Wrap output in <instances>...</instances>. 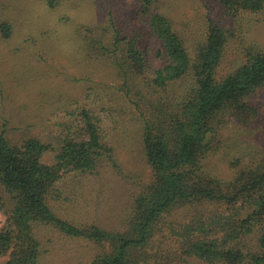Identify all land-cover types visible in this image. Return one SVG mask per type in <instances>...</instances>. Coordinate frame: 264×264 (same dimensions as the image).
<instances>
[{"label":"trees","instance_id":"obj_1","mask_svg":"<svg viewBox=\"0 0 264 264\" xmlns=\"http://www.w3.org/2000/svg\"><path fill=\"white\" fill-rule=\"evenodd\" d=\"M47 1L55 8L61 0ZM154 2L144 0V5L151 10L149 27L160 43L161 67L154 68L140 50L130 31L133 23L121 24L114 13L109 12L106 26L95 28L107 40L94 38L99 50L112 53L122 82L136 88L143 99L155 95L144 92L141 79L167 91L187 84V90L167 104L162 98L150 102L156 106L145 119L143 142L153 182L134 198L123 230L78 225L60 218L49 200L67 176L91 174L104 158L114 159L103 143L98 117L84 111L75 136L67 135L59 149L39 138L16 146L5 129L0 131V210L7 217L0 230V256H8L4 264H41L43 249L36 229L43 226L92 242L98 250L86 264H152L164 250L166 227L175 224L167 215L180 209L192 216L180 223L178 231L172 230L181 236L175 238L171 252L178 260L190 256L207 264H264V161L240 169L228 181L204 170L210 149L207 137L216 125L228 116L247 121L258 113L248 99L264 88V49L220 77L228 30L210 20L192 55L173 20L152 10ZM221 4L236 17L264 11V0ZM0 32L9 38L11 26L3 21ZM52 153L56 155L49 163L46 158Z\"/></svg>","mask_w":264,"mask_h":264},{"label":"rangeland","instance_id":"obj_2","mask_svg":"<svg viewBox=\"0 0 264 264\" xmlns=\"http://www.w3.org/2000/svg\"><path fill=\"white\" fill-rule=\"evenodd\" d=\"M151 7L173 20L192 55L210 20L228 30L220 77L235 72L251 53L264 49V11L236 17L221 0H156ZM109 12L121 24L133 23L130 31L140 50L154 68L161 67L160 43L149 27L151 10L144 0H61L55 8L47 0H0V24L5 21L11 26L9 38L0 34V131L5 129L16 146L39 138L59 149L67 135L75 136L82 113L91 111L100 120L103 143L114 159L104 158L91 174L67 176L49 204L60 218L78 225L123 230L134 198L153 182L143 142L145 119L156 106L150 102L162 98L167 104L186 91L187 84L167 91L141 79L144 92L155 95L147 99L124 84L112 53L101 50V44L99 50L94 40L96 36L97 41L107 40L95 28L108 24ZM248 102L258 112L254 118L240 121L228 116L208 135L204 170L209 175L228 181L240 169L264 161V88ZM54 155L46 161L51 163ZM191 216L188 211L183 215V209L167 215L175 224L166 227L164 250L152 264H207L190 256L180 261L171 253L175 238L181 237L172 230L178 231ZM6 218L0 210V230ZM36 230L43 249L41 264H86L98 250L92 242L67 237L53 226ZM7 259L0 256V264Z\"/></svg>","mask_w":264,"mask_h":264}]
</instances>
